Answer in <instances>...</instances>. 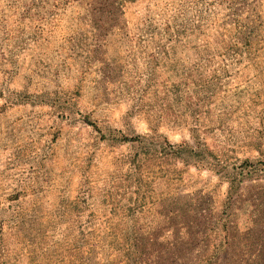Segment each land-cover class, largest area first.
Returning <instances> with one entry per match:
<instances>
[{
  "label": "rangeland",
  "instance_id": "obj_1",
  "mask_svg": "<svg viewBox=\"0 0 264 264\" xmlns=\"http://www.w3.org/2000/svg\"><path fill=\"white\" fill-rule=\"evenodd\" d=\"M0 264H264V0H0Z\"/></svg>",
  "mask_w": 264,
  "mask_h": 264
},
{
  "label": "trees",
  "instance_id": "obj_2",
  "mask_svg": "<svg viewBox=\"0 0 264 264\" xmlns=\"http://www.w3.org/2000/svg\"><path fill=\"white\" fill-rule=\"evenodd\" d=\"M172 148V147H171Z\"/></svg>",
  "mask_w": 264,
  "mask_h": 264
}]
</instances>
